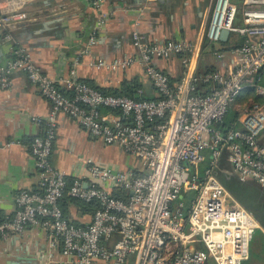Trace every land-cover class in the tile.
Returning <instances> with one entry per match:
<instances>
[{"label":"built area","instance_id":"1","mask_svg":"<svg viewBox=\"0 0 264 264\" xmlns=\"http://www.w3.org/2000/svg\"><path fill=\"white\" fill-rule=\"evenodd\" d=\"M93 3L102 6L100 0ZM238 12L233 0H213L194 41L153 43L134 29L135 54L91 61L110 69L141 63L160 93L147 98L142 87L136 90L138 97L104 92L79 79L75 65L60 79L44 73L30 48L15 36L32 14L21 6L0 5V41H10L14 53L0 64V88L10 87L12 73L23 70L52 105L47 117H35L43 127L30 143L39 188L16 193V210L0 220V237L41 225L51 245H60L61 253L77 264H242L250 255L259 220L217 170L264 186V0H243L240 24ZM225 28L230 30L227 39L236 33L244 42L225 47ZM97 33L94 29L89 49ZM205 42L215 45L217 57L227 59L225 69H199ZM174 55L181 56L184 66L177 81L153 63L155 57ZM248 87L260 99L249 97L238 106L240 126L217 128ZM102 107L119 112L104 113ZM60 112L74 117L94 137L137 157L145 171L88 158L89 180L77 177L69 182L66 171L51 159ZM223 156L225 166L220 165ZM101 182L114 185L123 196ZM66 196L96 203L88 223L77 224L64 212L61 202Z\"/></svg>","mask_w":264,"mask_h":264},{"label":"crops","instance_id":"2","mask_svg":"<svg viewBox=\"0 0 264 264\" xmlns=\"http://www.w3.org/2000/svg\"><path fill=\"white\" fill-rule=\"evenodd\" d=\"M0 0V5L23 7L31 18L23 21L15 31L19 43L28 46L41 70L54 79L68 75L77 67V77L104 92L122 91L128 85L144 89L143 96L157 98V91L144 66L136 62L125 68L110 69L91 65L104 58L112 61L136 53L132 32L141 30L148 41L161 43L168 39L194 41L213 0ZM240 10L236 22H242L243 0H233ZM102 12L105 21L101 22ZM98 29L97 41L90 46L89 39ZM240 35L233 33V42ZM215 45L203 44L199 69H225L227 59L217 57ZM89 49V50H88ZM14 56L12 43L0 41V64ZM78 61V62H77ZM153 63L177 81L183 72L180 55L155 57ZM8 88H0V220L12 214L17 207L16 193L23 188L38 189L39 177L31 140L43 125L35 117L45 118L51 102L27 73L16 70ZM66 93L72 91L59 82ZM104 113H118L117 109L101 108ZM264 141V130L261 133ZM118 169L135 168L143 172L140 160L114 144H106L94 137L74 117L58 113L57 134L51 159L64 169L69 182L77 177L89 180L87 159ZM226 185L231 193L259 220L250 242V255L242 264H264V186L254 180H242L229 173ZM112 191L114 185L101 182ZM65 213L79 224L92 218L93 209L70 197L62 200ZM0 264H77L72 256L61 253V246H52L46 229L30 225L23 232L0 237ZM103 264V263H99Z\"/></svg>","mask_w":264,"mask_h":264},{"label":"trees","instance_id":"3","mask_svg":"<svg viewBox=\"0 0 264 264\" xmlns=\"http://www.w3.org/2000/svg\"><path fill=\"white\" fill-rule=\"evenodd\" d=\"M239 10H240V6H239ZM244 42V37L240 36L238 38H236L233 42H231L229 39L225 40V47H231V46H237V45H241ZM263 73H264V68H263ZM137 86L138 85H128L124 88V90L122 91H114L113 93H119V94H127L130 96H137L138 97V93H137ZM249 97H252L254 99H260V96L255 94V92L253 91L252 88L248 87L245 90H243V92L240 93V95L237 97L236 101H234L230 107L228 108L226 114L224 115L223 119L219 122H217L215 124V126L219 129H221L222 131H226L229 128L232 127H239L240 123L238 122V116H239V109L238 107H236V103L241 102L242 100L248 99ZM220 165L221 166H225V159L224 156L221 158L220 160ZM141 174V172H138ZM218 176L220 177V179L226 184H228V178L229 175H227V172L218 169L217 170ZM114 194L118 195V196H123V194L120 191H115ZM66 197H70L73 200L78 201L79 203L83 204V205H87L90 206L91 209H94L96 206L95 202H86L83 201L81 199L78 198H74L71 196H66ZM65 197V198H66ZM64 198V199H65ZM65 212V210H64ZM73 222L77 223L75 220L71 219ZM79 224V223H77ZM132 264V261L130 260V263Z\"/></svg>","mask_w":264,"mask_h":264},{"label":"water","instance_id":"4","mask_svg":"<svg viewBox=\"0 0 264 264\" xmlns=\"http://www.w3.org/2000/svg\"><path fill=\"white\" fill-rule=\"evenodd\" d=\"M229 34H230V30L229 29H227V28L223 29L222 33H221V39L227 40Z\"/></svg>","mask_w":264,"mask_h":264},{"label":"rangeland","instance_id":"5","mask_svg":"<svg viewBox=\"0 0 264 264\" xmlns=\"http://www.w3.org/2000/svg\"><path fill=\"white\" fill-rule=\"evenodd\" d=\"M245 100H242L241 102L243 103V101H245ZM241 102L236 103V107H238L241 104Z\"/></svg>","mask_w":264,"mask_h":264}]
</instances>
